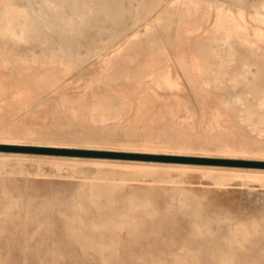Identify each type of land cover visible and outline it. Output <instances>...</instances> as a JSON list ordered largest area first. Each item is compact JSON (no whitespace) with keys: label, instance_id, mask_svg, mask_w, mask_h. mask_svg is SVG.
Listing matches in <instances>:
<instances>
[{"label":"rangeland","instance_id":"1","mask_svg":"<svg viewBox=\"0 0 264 264\" xmlns=\"http://www.w3.org/2000/svg\"><path fill=\"white\" fill-rule=\"evenodd\" d=\"M16 1L6 9L20 13L25 0ZM162 1L123 0L128 15L117 26L85 22L73 58L54 37L50 49L0 42V264H218L216 252L241 223L248 242L232 247L251 252L235 264H264V66L239 43L229 52L207 33L217 5L248 14L262 0H211L206 44L197 47L181 8ZM163 56L176 87L126 85L125 75ZM196 58L220 81L198 75ZM63 64L68 71L48 84ZM144 93L152 101L142 105ZM93 94L113 96L116 107L126 96L131 105L102 115ZM246 107L257 115L246 116ZM210 171L229 179L218 186ZM92 191H100L97 203ZM131 198L149 201L131 214L135 231L122 229L114 241L84 227L119 220Z\"/></svg>","mask_w":264,"mask_h":264},{"label":"bare ground","instance_id":"2","mask_svg":"<svg viewBox=\"0 0 264 264\" xmlns=\"http://www.w3.org/2000/svg\"><path fill=\"white\" fill-rule=\"evenodd\" d=\"M165 1L166 4L171 8L175 7L176 5L181 8L184 24H186L187 21L192 23V26L187 29L186 33L187 35H196V47L197 45L202 46L203 44H206V41L204 40L206 39L205 35L202 34H205L207 32L205 25L211 17L210 7L215 4L212 5L211 0H163L162 2ZM0 2L5 5V7L0 8V11H3L0 15V39H2L0 40V42L3 41L4 44L13 43V45L17 42L18 45L21 41L30 42V44H32L33 46H39L41 48L49 47L50 49V47H52V44L55 42L54 39L56 38V43L58 40L60 48H62L63 52H65L68 58H73V54L75 55V53L73 52V44H77L79 40L77 38L80 37L81 34V32L79 31L80 27L84 26L85 22L86 24H89V22L90 24L91 22H94L95 24H103L106 20H111V22L115 23V25L117 26L121 24L126 17H124V15H128V13L126 12L127 10L125 11L126 14H124L123 11V0H40V2H38L39 7L33 5L31 3V0H25V5L23 3L24 8L20 13L11 11L10 9H6V7L12 5L13 2H17L16 0H0ZM204 4L207 6H205V9L203 10L202 7ZM38 16L42 17L38 19ZM156 20H159V17H156L155 21ZM144 22L149 29L152 28V26L149 24V19H146ZM250 23H254V25ZM211 25V32H207L213 33V35L209 38V42L211 41L221 43L222 45L227 46V49L230 52L233 50L231 42L235 41L244 46L251 55L258 56L262 60L264 66V54L261 53V44L264 43V0H262L260 4L255 7L251 13L248 14H245L242 8L239 6L236 7V10L234 11L233 8H225L222 7V5H217L215 15L212 16ZM97 33L101 34V32L99 33V31ZM51 37H54V39ZM201 38L202 41H199V39ZM78 45L79 44H77V46ZM4 49H6V47ZM92 49L94 48L92 47ZM42 50L44 51V49ZM83 51L84 50H82V52ZM89 51L91 52V50ZM4 53L2 54L3 57ZM33 54L35 53L33 52ZM31 58L33 59V57ZM165 59L166 58L163 56L162 59H151L146 63L140 65L139 69L136 72L125 75L124 78L126 85L139 87L140 85L147 83L153 85L154 87L160 88L165 87L171 89L176 87L177 83L173 81L170 69L165 64ZM179 64L183 65V63L181 62H179ZM243 66L249 68V65L246 63L243 64ZM192 67L197 71V74L202 75L204 79L210 78V82L217 83L221 79L216 75L214 69H212V66L209 63H200L197 58L192 61ZM68 69L69 66L63 64V66L61 65L58 69L51 70L48 84L55 86V84L60 79V76L65 74ZM91 97L94 107L98 109L102 115H105L112 111L124 110L131 105V100L126 96H120V105L117 107L111 103L114 98L113 96L107 95L106 99L104 100H102L95 94L91 95ZM149 97L150 96L148 94L144 93L138 97L137 102L142 105L148 104L152 101V98ZM245 110L246 116L248 117L257 115L256 112L250 107H246ZM209 173L217 176L216 185L218 186L224 185V181L229 179V177L227 176L228 174L223 173V171H210ZM100 196V191L98 193L92 191L88 196V200L90 202L97 203L100 200ZM148 203L149 201H143L142 203L137 204L135 199L131 198L129 199L127 209L117 214L119 220H115V217L107 216L101 218V220L99 221L88 220L84 224V227L90 230V232L96 233V235H98L99 237H103L107 232H111L114 237V241H118L116 239V236L118 237V234L116 233H118L120 230L128 228L131 231H135L137 229L138 225L134 222V218L131 214L138 209L144 208ZM182 204L180 201V205ZM74 207L78 210L75 218L80 220V215L83 211L82 205L79 202ZM246 226L247 225L245 223H241L240 225H238L236 228L237 231L233 232L226 241L227 248L216 252L215 256H217V258L215 259V261L217 260L218 264H235L237 262L244 261L248 262L247 258L249 257V252H251V250H245L242 248L237 249L232 247V245L234 244L242 246L245 245L246 242H248L246 239L249 235ZM74 238L77 239L78 237L74 236ZM81 240L83 241L84 239L81 237ZM84 241L88 246L97 244V246L100 247V251H103L104 247L102 242L99 241L98 243H94L93 238H87V240ZM116 252V250L115 252H113V260H115L117 256ZM258 258L259 259L257 260L264 261V254L259 256ZM102 260L104 261V258ZM177 260L179 261V259ZM151 262L154 263L153 261ZM178 264H183V261H179Z\"/></svg>","mask_w":264,"mask_h":264}]
</instances>
